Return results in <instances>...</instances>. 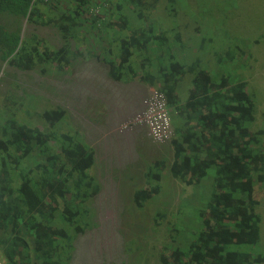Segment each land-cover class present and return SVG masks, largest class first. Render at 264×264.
<instances>
[{"label": "trees", "instance_id": "trees-1", "mask_svg": "<svg viewBox=\"0 0 264 264\" xmlns=\"http://www.w3.org/2000/svg\"><path fill=\"white\" fill-rule=\"evenodd\" d=\"M70 1L73 0H64L68 5ZM75 1L74 12L69 9L74 2H70L69 13L62 14L70 26H63L66 38L70 28L78 26L81 19L89 18V7L95 5L94 0ZM129 1L140 6L139 9L159 2ZM32 2L0 0V15L4 20L0 22L1 61L20 71L42 67L45 73L46 60L50 58L59 69L67 68L70 58L65 46L60 49L41 46L45 40H38L36 36L33 39L37 43L31 46L30 40L22 39L16 26L21 19L42 26L52 22L42 7ZM122 8L120 4L117 13ZM127 29V22L123 24L109 17L98 32L102 37H106L107 32H120L122 36ZM127 33L126 38L118 40L122 55L112 63L113 75L129 64L136 49L159 52L155 45L166 49L169 64L162 68L166 86L163 92L174 124L177 115L187 123L184 131L179 136L176 134L172 141L174 178L193 188L213 172L209 197L195 213L200 223L196 235L184 248L164 246L160 263L264 264L263 251L251 252L252 247L259 246L263 223L258 208L264 197V128L252 129L260 113L254 96L247 91V84L244 81L233 83L227 76L213 80L198 60L182 63L174 47L169 45L168 31L156 34L141 27ZM207 38L202 39V45ZM174 41L184 43L179 32ZM231 48L222 53L228 55L229 61L236 56ZM186 74L192 76L193 88L187 102L180 105L174 79L177 81V77ZM116 75L117 72L113 77ZM65 114L64 109L56 108L44 111L42 117L54 128ZM8 126L12 131L0 128V247L4 249V261L6 264H68L72 237L65 228L57 226L56 221L61 215L66 223L75 225L77 232L84 230L76 224L77 214L81 213L74 212L73 208H83L100 191L99 184L89 173L95 164V153L68 133L61 134L60 148H55L51 144L52 134L44 129L14 120H10ZM33 151L38 157L32 155ZM31 159L35 162L29 166L27 161ZM160 192L158 184L143 186L135 190L133 200L143 209L147 201ZM25 230L33 235L32 244L21 235Z\"/></svg>", "mask_w": 264, "mask_h": 264}, {"label": "rangeland", "instance_id": "rangeland-1", "mask_svg": "<svg viewBox=\"0 0 264 264\" xmlns=\"http://www.w3.org/2000/svg\"><path fill=\"white\" fill-rule=\"evenodd\" d=\"M103 1L110 7L123 0H94L93 4ZM158 1L164 6L162 9L171 10L176 6V22L165 24L164 32L167 34L168 31L171 35L169 45L182 55L184 59L181 62L191 64L198 60L213 80L227 76L233 83L244 81L247 91L254 96L260 113L252 129L264 128V0ZM70 2H74L73 7ZM70 2L69 5H41L48 20L52 19L47 26L30 24L26 19H21L16 26L20 29L22 37L30 40L31 46L37 43L32 39L34 36L45 40L41 46L60 48L65 45L69 49L78 46L73 41L77 34L90 32L92 28L82 23L70 28L67 43L64 36L66 27L63 26H69V23L62 14L69 13L70 5L69 9L73 12L77 7V1ZM159 13L163 15L162 12ZM2 18L3 15H0V22H4ZM129 19L136 21V18ZM168 19L161 18L160 22ZM93 30L89 36L92 48L98 40L97 37H102L99 29L94 27ZM154 32L158 33V28H155ZM178 32L182 36L183 44L174 41V35ZM126 35L122 33V37ZM205 37H208L207 42L202 45V39ZM228 47H232L230 51L236 55L234 60L229 61L228 55L222 54L226 53ZM112 48L113 56L117 57L120 50L118 42ZM46 65L45 73L42 67L33 71H20L0 59V128L3 131H12L8 126L10 120L28 123L52 133L56 138L52 147L60 148L61 133L74 137V112L68 93L73 96L75 85L71 80L64 78L65 72L61 73L53 60L47 58ZM58 107L66 108L68 118L52 128L42 114ZM139 128L147 132L145 126ZM132 132L135 130L122 134ZM140 139L141 137L127 151H130V157L139 160L137 169L143 170L146 166L143 158L150 162L159 156L145 149ZM32 155L38 157L36 151H33ZM167 161H172L171 156ZM34 162L35 159L28 160L27 165L32 166ZM128 180L129 177L120 183L102 181L100 193L90 198L83 208L75 203L77 207L73 208V211L81 213L77 214L76 224L84 228L82 232H77L75 225L66 223L63 216H59L57 226L65 228L72 237L68 247V253L71 254L68 264H161L160 253L164 246L184 248L189 245L200 225L195 214L197 208L206 203L212 189L211 177H207L199 186L193 188L172 179L169 183H159L161 193L147 201L143 209L138 208L133 200L134 190L148 186L150 182L142 180L141 177L138 181ZM258 213L263 216L261 240L258 247L251 248L252 253H264V197ZM21 235L30 244L33 243L34 237L27 230Z\"/></svg>", "mask_w": 264, "mask_h": 264}, {"label": "crops", "instance_id": "crops-1", "mask_svg": "<svg viewBox=\"0 0 264 264\" xmlns=\"http://www.w3.org/2000/svg\"><path fill=\"white\" fill-rule=\"evenodd\" d=\"M122 3H125V5ZM120 4L123 8L117 13L116 8ZM162 7L164 6L160 2H153L147 8L139 9L140 6H137L134 2L123 0L116 7L111 6V12L103 20L95 17L94 19L83 18L81 23L87 22L88 24H85V26L91 24L93 28L97 24L98 27L103 28L104 26L99 25V23L104 21L105 25L109 17H113L114 20L123 24L128 23V29L124 30L123 33L128 34V30H137L143 27L151 31L158 28L159 32L156 34H161L164 32L165 24L175 23L177 17L175 16L176 6L171 10L170 8L169 10L162 9ZM159 12H162L163 15H159ZM129 18H136V21H131ZM161 18H171V20L160 22ZM137 24H140V26ZM91 32L85 31L77 34V38L73 41L78 46L71 49L67 48L70 66L66 69V75L64 76L66 80H71L75 85L73 96L72 93H68V96H71L70 103H72L74 112V138L95 153V164L90 169L91 171L89 170L90 175L95 178L100 187L102 181L120 183L126 177H129L128 182L138 181V178L141 177L142 180L150 182L148 185L152 186L166 181L169 183L170 179L178 181L174 178L171 170L175 160V148L172 142L163 146L153 144L148 129L145 132L139 128L135 132L126 134L116 132L118 126L143 110V102L152 89L163 91V88L166 87L164 75L162 74V68L169 64L165 53L166 49L161 50V47H158L159 45L153 46L159 52L153 50L146 52L136 49L133 51L134 55L129 64L119 68L114 78L116 72L113 75L112 63H116L115 61L121 58L122 49L121 44H118L120 50L117 52V57H114L112 47L117 43L113 40L118 42L119 38L126 37H122L120 32H118L119 34L107 32L106 37H97L98 40L94 42L95 46L92 48V44L89 43ZM176 53L178 59L183 61L182 55L178 51ZM191 79L190 74L177 77V81L176 78L174 79L180 105L185 104L188 100L190 90L193 88ZM63 85L61 84V86ZM62 109L66 111L63 123L68 116L66 108L62 107ZM174 126L176 134L179 136L178 131H184L187 123L185 119L177 115ZM177 126L180 127L177 128ZM140 137L144 148L159 156L158 159H152L150 162L143 158L146 164L143 170L137 169L139 160L130 157V151H127L139 141ZM169 156L172 158L171 162L167 161ZM156 162L157 164H155ZM94 173L98 174L97 176L100 179ZM212 176L210 172L208 178L211 177L212 179ZM144 187L146 186L144 185ZM3 254L4 249L0 247V258L3 257Z\"/></svg>", "mask_w": 264, "mask_h": 264}, {"label": "built area", "instance_id": "built-area-1", "mask_svg": "<svg viewBox=\"0 0 264 264\" xmlns=\"http://www.w3.org/2000/svg\"><path fill=\"white\" fill-rule=\"evenodd\" d=\"M44 4L59 2L61 0H34ZM94 15L99 14L98 9H91ZM144 109L118 127L119 132H126L145 126L154 143L167 144L175 137L172 117L168 100L164 93L152 89L143 102Z\"/></svg>", "mask_w": 264, "mask_h": 264}, {"label": "clouds", "instance_id": "clouds-1", "mask_svg": "<svg viewBox=\"0 0 264 264\" xmlns=\"http://www.w3.org/2000/svg\"><path fill=\"white\" fill-rule=\"evenodd\" d=\"M34 4L39 5V6H41V5H49V6H50V5H57V6H58V5H63V4H67V3H65L64 0H61V1H59V2H55V3L44 4V3L37 2V1H34V0H33L32 5H34ZM113 4H114V3H113ZM67 5H68V4H67ZM93 8L98 9V10H99V14H97V15L92 14V13H91V9H93ZM108 8H109V6H107V5L104 3V1H103V3H99V4H95V5H91V6L89 7V10H88V12L90 13V14H89V18H93V19H94V17H95V18H102V20H103V18H104V17H107V14H109V13L111 12V5H110V9H108ZM102 9L104 10L103 12H102ZM26 20H27V19H26ZM27 21H28V20H27ZM94 22H95V21H94ZM28 23H29V22H28ZM80 24H81V23H80ZM85 24H88V23H87V22L82 23V25H85ZM102 24H103V25H102ZM99 25H101V26H105V25H104V21H101V22L99 23ZM95 26H96V29L100 28V27L97 26V24H95ZM80 27H81V26H79L78 28L81 29ZM90 27L92 28L91 31L93 32L94 30H93V26H91V24H90ZM100 29H101V28H100ZM20 35H21V34H20ZM21 37H22V35H21ZM36 37H37V36H36ZM67 37H68V36H67ZM23 38H24V37H22V39H23ZM33 38H34V37H33ZM33 38H32V39H33ZM23 40L26 41L27 39L24 38ZM38 40H39V39H38ZM65 40L67 41V38H66V37H65ZM67 43H68V41H67ZM48 46H49V45H48ZM64 46H65V45H64ZM49 47H50V46H49ZM62 47H63V46H62ZM62 47H60V48H62ZM60 48H55V49H60ZM66 48H68V47H66ZM229 48H230V47H228V49H229ZM228 49H227V51H228ZM227 51H226V53H227ZM69 66H70V65H69ZM69 66H68V67H69ZM68 67H67V68H68ZM67 68H65V69H60V72H61V73L66 72V69H67ZM29 71H33V70H29ZM155 90H157V89H155ZM158 91L164 93V92L161 91V90H158ZM150 92H151V91H150ZM150 92H149V94H150ZM148 96H149V95H148ZM148 96H147V97H148ZM147 97H146V98H147ZM146 98H145V99H146ZM167 100H168V99H167ZM58 108H61V109H62V107H58ZM143 109H144V106H143ZM140 112H141V111H140ZM138 113H139V112H138ZM138 113H136V114H138ZM170 113H172L171 110H170ZM136 114H135V115H136ZM135 115H134V116H135ZM134 116H133V117H134ZM133 117H132V118H133ZM171 117H172V114H171ZM130 119H131V118H130ZM128 120H129V119H128ZM128 120H127V121H128ZM62 121H63V120H62ZM172 121H173V120H172ZM125 122H126V121H125ZM125 122H124V123H125ZM122 124H123V123H122ZM122 124H121V125H122ZM172 125H173V128H174L175 126H174L173 122H172ZM55 127H56V126H55ZM55 127H54V128H55ZM118 127H119V126H118ZM139 127H142V126H139ZM139 127H137V128H139ZM137 128H136V129H137ZM136 129H134V130H136ZM134 130H131V131H134ZM174 130H175V128H174ZM116 131H118V128H117ZM128 132H129V131H128ZM48 133H50V132H48ZM118 133H124V132H119V131H118ZM50 134H52V133H50ZM61 134H62V133H61ZM61 134H60V136H59L60 138H62V137H61ZM52 136H53V135H52ZM175 137H176V131H175ZM175 137H174V138H175ZM174 138L172 139V141L174 140ZM55 140H56V138L53 137V138H52V142H51V144H53ZM172 141H171V142H172ZM171 142H169V143H171ZM156 144H157V143H156ZM21 234H22V233H21ZM1 248H2V247H1ZM2 258H3V259H2ZM2 258H0V264H6L5 261H4V257H2Z\"/></svg>", "mask_w": 264, "mask_h": 264}]
</instances>
